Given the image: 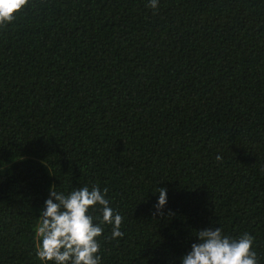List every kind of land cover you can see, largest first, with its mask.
<instances>
[{
  "label": "trees",
  "instance_id": "obj_1",
  "mask_svg": "<svg viewBox=\"0 0 264 264\" xmlns=\"http://www.w3.org/2000/svg\"><path fill=\"white\" fill-rule=\"evenodd\" d=\"M85 185L123 217L101 264H179L218 226L264 264V0H28L0 25V264H44L49 188Z\"/></svg>",
  "mask_w": 264,
  "mask_h": 264
},
{
  "label": "clouds",
  "instance_id": "obj_2",
  "mask_svg": "<svg viewBox=\"0 0 264 264\" xmlns=\"http://www.w3.org/2000/svg\"><path fill=\"white\" fill-rule=\"evenodd\" d=\"M27 3L28 0H0V25L12 22ZM158 6L159 0H148V7L155 10ZM216 159L221 160V156L217 154ZM167 202V189L160 187L153 214H162ZM97 207L101 214L98 223L91 214ZM39 217L35 255L44 264H101L98 238L104 233L103 225H111V239L124 236L123 217L110 206L107 189L97 185L75 187L67 194L50 187ZM194 235L196 241L180 256L179 264H258L250 233L232 237L218 226L205 227Z\"/></svg>",
  "mask_w": 264,
  "mask_h": 264
}]
</instances>
